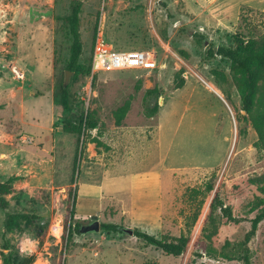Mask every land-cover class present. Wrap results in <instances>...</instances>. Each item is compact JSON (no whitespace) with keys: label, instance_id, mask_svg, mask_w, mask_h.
Wrapping results in <instances>:
<instances>
[{"label":"rangeland","instance_id":"374dc122","mask_svg":"<svg viewBox=\"0 0 264 264\" xmlns=\"http://www.w3.org/2000/svg\"><path fill=\"white\" fill-rule=\"evenodd\" d=\"M238 1L219 0V15L213 0H0V183L22 177L5 197L8 210L34 214L45 227L41 242L24 227L7 234L0 209V264L4 256L30 255L31 264H264V220L245 239L261 212L253 206L264 201L258 190L264 187V151L255 148L256 134L242 119L229 61L207 56L209 48H235L240 39L263 36L264 13L241 8L237 17ZM75 3L82 73L68 70L67 19ZM195 34L205 39L199 43ZM98 41L116 51L153 52L157 69L92 74ZM67 72L70 108L63 110L58 101ZM81 114H90L97 128L85 138L61 130ZM26 137L33 143H24ZM153 169L167 188L157 237H189L182 256L126 233L75 234L76 222H92L75 217L80 180ZM208 182L214 191L192 203L189 190ZM38 190L45 191V201L35 197ZM214 192L236 222L219 217L217 234L207 239L203 222ZM96 221L131 229L116 214Z\"/></svg>","mask_w":264,"mask_h":264},{"label":"trees","instance_id":"16d2710c","mask_svg":"<svg viewBox=\"0 0 264 264\" xmlns=\"http://www.w3.org/2000/svg\"><path fill=\"white\" fill-rule=\"evenodd\" d=\"M79 14L80 5L75 3L71 9V13L67 19L69 25V33L72 39L70 46V60L68 64V70L74 73H82L84 67L79 65V59L82 52V46L79 34ZM199 43L205 39L204 36H194ZM207 56L210 59L215 57H221L229 61V75L232 83L236 88L238 96L240 98L241 111L244 112L242 117L243 121L248 122L256 134L255 148L258 151H264V34L258 39H250L244 41L242 39L237 41L235 48L226 47H212L207 50ZM216 77H220L224 80L217 71L212 73ZM58 104L63 110H69L70 108V94L68 87L60 86V98ZM127 106L120 109L119 116L117 117V125H120L122 118L127 112ZM57 125H53V130L57 129ZM97 128V123L91 117L90 114H81L76 121H65L61 130L67 134L77 135L79 138L83 135L85 138L88 131H93ZM80 144V139H78ZM85 142L82 141L81 149H84ZM23 180L22 177H10L6 182L0 183V209L4 213V230L7 234H12L22 227L28 229L36 235V239L41 242L43 240L45 227L39 223V219L36 215L31 213L16 212L12 213L9 209V203L5 199L6 196L14 193L13 183L15 181ZM261 194L264 195V187H258ZM189 194V199L193 203L197 201L199 196L211 194L214 191L212 183L208 182L204 188H192ZM71 190H69V193ZM45 191L38 190L35 192V197L39 200L45 201ZM75 195L73 196V202ZM202 201V200H201ZM254 209L261 207V212L255 217L252 222L250 232L246 235V241H248L256 232L258 224L264 220V201L258 199L254 204ZM208 213L203 222V231L206 233L207 239L215 236L218 232V218L226 219L228 222H236L233 218L231 209L225 207L222 201L219 199L217 192H214L210 204L208 206ZM220 211L221 216L216 214V211ZM199 214L195 215L197 220ZM74 232L77 235L80 234L79 230L82 227L79 222H76ZM122 224L117 223H101L100 231L106 234H123ZM133 236L138 240H141L145 245L151 246L162 253L173 256H182L190 243V238L184 235L179 237H168L166 235L158 238L153 235H149L140 230L134 229ZM13 260L9 256H4L3 264H31L34 260V256H25L22 260L20 257L14 256ZM13 261V262H12ZM15 261V262H14Z\"/></svg>","mask_w":264,"mask_h":264},{"label":"crops","instance_id":"0c3cea01","mask_svg":"<svg viewBox=\"0 0 264 264\" xmlns=\"http://www.w3.org/2000/svg\"><path fill=\"white\" fill-rule=\"evenodd\" d=\"M189 2L186 7L194 8L195 3ZM213 2L218 14H223L221 5L217 4L219 0ZM241 8L264 13V0H239L236 4L237 17ZM74 195V213L80 220L96 221L106 213L110 216L116 214L124 218L132 230L137 229L156 237L163 231L167 188L161 171L157 169L126 175H107L98 182L82 179L77 183ZM117 241L120 243L121 240ZM120 262L116 263L122 264Z\"/></svg>","mask_w":264,"mask_h":264},{"label":"built area","instance_id":"2783aa9c","mask_svg":"<svg viewBox=\"0 0 264 264\" xmlns=\"http://www.w3.org/2000/svg\"><path fill=\"white\" fill-rule=\"evenodd\" d=\"M157 56L153 52L129 50L116 51L104 41H98L94 47L91 61V72L110 73L126 70H141L152 72L157 69ZM22 75H17L20 79ZM26 144H32L29 137L23 138Z\"/></svg>","mask_w":264,"mask_h":264},{"label":"water","instance_id":"95a60500","mask_svg":"<svg viewBox=\"0 0 264 264\" xmlns=\"http://www.w3.org/2000/svg\"><path fill=\"white\" fill-rule=\"evenodd\" d=\"M69 74L70 72H67L65 75V81L63 86L66 87L69 81ZM124 233L133 236V230L132 229H122ZM80 234H92V233H98L100 232V223L98 221H92L89 224L82 226L79 230Z\"/></svg>","mask_w":264,"mask_h":264},{"label":"bare ground","instance_id":"6f19581e","mask_svg":"<svg viewBox=\"0 0 264 264\" xmlns=\"http://www.w3.org/2000/svg\"><path fill=\"white\" fill-rule=\"evenodd\" d=\"M217 95H218V93L217 92H215Z\"/></svg>","mask_w":264,"mask_h":264}]
</instances>
